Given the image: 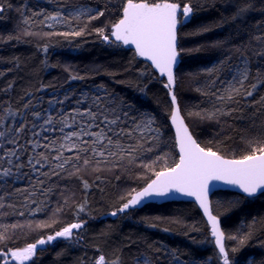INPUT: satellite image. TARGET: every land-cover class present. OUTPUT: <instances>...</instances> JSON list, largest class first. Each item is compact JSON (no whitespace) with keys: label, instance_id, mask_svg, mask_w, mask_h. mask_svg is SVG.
I'll return each instance as SVG.
<instances>
[{"label":"snow or ice","instance_id":"1","mask_svg":"<svg viewBox=\"0 0 264 264\" xmlns=\"http://www.w3.org/2000/svg\"><path fill=\"white\" fill-rule=\"evenodd\" d=\"M47 3L57 5V10H34L23 3L15 6L25 35L38 34L33 31L36 27L50 29L43 33L48 37H79L85 34L88 23L103 17L110 7L120 13L111 25L110 34H105L102 28L95 31L106 43L133 46L135 56L150 62L147 67L165 78L161 83L170 97L168 121L175 130L174 146L179 157L169 163V154L164 151L165 125L158 122L154 113L104 83L96 84L95 90L77 93L69 89L49 98L36 93L53 85L41 84L35 92L25 89L20 97L23 103L16 111L10 101H0V210H4L0 215L24 216L18 204L26 205L30 215L43 211L50 196L57 192L64 195L58 180L73 176L82 180L78 174L83 170L111 171L135 164L150 170L154 179H149L139 191L133 189L121 197L124 202L111 216H130L154 200L194 198L207 218L217 250L215 258L219 264H238L232 254L247 246L256 236L258 226L264 232V220L258 216L240 221L236 233L229 232L227 237L221 227V213L229 214L243 203L264 198V0H184L183 4L178 0H115V3L106 0L104 9L71 0H47ZM217 3L231 11L221 13L214 24L198 26L191 35L224 27L230 30L212 43L221 50L215 62L190 73L192 88L201 99L185 111L187 116L195 114L202 122L220 126L215 130L219 140L209 143L227 147L231 141L236 146L231 147L230 153L198 142L182 115L177 96V66L184 51L178 43L179 28L191 23L199 11L215 8ZM11 8L8 0H0V16ZM256 13L260 18L250 20ZM74 23L77 27H73ZM80 24L84 27H79ZM61 27L68 30H59ZM13 38L19 37L10 34L7 41ZM43 51L47 53V46ZM64 70L69 83L94 79L96 75H113L106 69L85 74L68 67ZM140 75L148 73L141 71ZM12 89L13 83H9L0 91L7 95ZM137 91L146 97L147 86ZM224 125L235 126L240 135L221 136ZM21 178L27 185L16 187L14 182ZM82 184L85 190L89 188L87 181L82 180ZM221 186L235 192L225 193L214 214L210 194L215 195L213 190ZM67 202L65 199L64 205ZM62 208L63 205H58L55 211ZM86 210L85 199L77 206V212L86 214ZM142 222L157 227L148 218ZM86 224L87 220L78 219L24 247L5 246L0 249V264H37L38 253L47 251L44 246L58 238L79 242ZM9 227L16 229L21 225L5 226L4 232H0V243L10 238L6 235ZM226 238L236 244L226 246ZM259 243L264 248V241ZM96 251L100 254L91 264H127L125 255L130 264H194L182 261L179 252L140 237H125L110 256L99 247Z\"/></svg>","mask_w":264,"mask_h":264},{"label":"trees","instance_id":"2","mask_svg":"<svg viewBox=\"0 0 264 264\" xmlns=\"http://www.w3.org/2000/svg\"><path fill=\"white\" fill-rule=\"evenodd\" d=\"M12 8L0 16V89L13 83V89L7 95L0 91V101H10L13 111L20 108L23 100L20 99L24 90L35 92V88L41 84H50L54 87L44 92L36 93L37 96L51 97L53 94H63L69 89L77 93L81 91L94 90L95 85L104 83L109 89L115 90L118 94L126 97L129 101L135 102L144 110L154 113L160 124L165 125L164 148L168 152L169 163L178 160L177 148L174 146V133L169 125L167 110L170 104V97L167 89L163 87L161 80L154 69L147 67L149 63L142 58L136 57L133 47L117 46L106 43L97 35L95 29L102 28L105 34H110L111 25L115 23L120 13L110 7L105 10V15L87 24L85 34L79 37L44 36V32L50 31L47 28H33L36 35H25L22 31L19 13L15 6L27 4L32 9L45 8L54 10L58 6L47 3V0H8ZM73 3L88 4L95 9H104L106 0H71ZM183 4L184 0H178ZM115 3V0H114ZM62 7V5H60ZM230 8H224L217 3L215 8L201 10L194 17L191 23L181 25L179 28V47L184 49L180 62L177 66L178 89L177 96L182 110L186 117V123L190 126L195 138L202 146L217 147L225 153H230L231 147L236 145L229 142L228 146L209 143L212 140H219L215 130L220 126L202 122L195 114L187 116L185 110L192 107L194 101L201 97L193 90L194 81L190 73L215 62L221 50L212 46L218 38L229 32L230 27H224L203 35H191L200 25L214 24L220 18L221 13L230 12ZM260 14L250 16V20H257ZM73 27H77L74 23ZM79 27H84L80 24ZM59 30H68L60 28ZM19 37L7 41L9 35ZM7 41V42H3ZM47 46L45 53L43 48ZM199 48L200 51H190ZM46 62V63H45ZM19 65V66H17ZM71 68L81 74L92 72L94 69H106L113 75H96L94 79L84 81L67 82L68 73L65 68ZM141 71L148 75L141 76ZM153 77H156L153 79ZM147 86L146 97L141 95L137 89ZM2 114V113H0ZM11 119V118H9ZM224 132L220 135L231 134L239 136L237 128L224 125ZM153 155V154H149ZM157 170L159 165L156 166ZM79 177L87 181L89 188L84 189L82 180L73 176L68 179L58 180L63 188L64 195L57 194L48 198L43 211L36 215H30L28 207L17 205L18 210L24 211V216L0 215V232H4L5 226L18 224L21 227L16 229L8 228L6 235L10 238L0 243V249L5 246L11 249L24 247L28 243L35 242L38 238L53 234L64 226L76 222L78 219L87 220L83 235L79 242L67 241L58 238L51 244L44 247L47 251L38 253L35 258L37 264H91L98 255L99 247L104 253L111 255L114 248L120 245L125 237L147 238L150 241L179 252L182 261H193L198 264H219L215 258L217 250L207 222L200 209L190 202H170L165 204H147L135 210L132 215L120 214L116 217L110 215L118 208L126 196L133 189L140 190L149 179H154L150 170L143 167L125 165L114 170L94 171L91 168L81 171ZM100 177L98 180L97 177ZM119 177V178H117ZM15 181L16 187H25L26 180ZM102 189V191H101ZM231 191H217L212 195V208L214 214L218 211V203L225 199V193ZM229 198L234 199V196ZM67 199V205L64 201ZM87 200L85 213H78L77 206ZM58 205H63L62 211L56 212ZM34 207V206H33ZM4 211V210H0ZM258 216L264 220V198L254 200L250 203H243L229 214L221 213L222 229L227 234H235L240 221ZM145 218L155 223L156 228L148 227L143 223ZM159 218V219H157ZM167 228L169 231H164ZM260 241H264V232L259 226L256 236L251 239L247 246L232 254L238 264H261L264 261V248L260 247ZM226 246L235 245L232 240H225ZM125 253L128 249L124 250ZM211 258V260L209 259ZM127 264V255L124 256Z\"/></svg>","mask_w":264,"mask_h":264},{"label":"water","instance_id":"3","mask_svg":"<svg viewBox=\"0 0 264 264\" xmlns=\"http://www.w3.org/2000/svg\"><path fill=\"white\" fill-rule=\"evenodd\" d=\"M128 47H133V46H128ZM146 62L150 64V62H148V61H146ZM171 129H172V131L174 133V136H175V130H174V128L171 127ZM177 152H178V149H177ZM178 155H179V153H178ZM226 190L227 191H231V192H235V189H226L224 186H221L219 189H214L213 191L214 192H217V191H226ZM212 195L213 194H210L211 204H212V200H211L212 199ZM170 202H190V203H194V204H196L198 206V204L195 202L194 198H189V197H180V198L175 199V200H154V201H150L148 204L155 203V204L161 205V204L170 203ZM198 208H199V206H198ZM200 211H201V213L203 215V212H202L201 209H200ZM203 217H204L205 221L207 222V218L204 215H203ZM221 227H222V225H221Z\"/></svg>","mask_w":264,"mask_h":264},{"label":"rangeland","instance_id":"4","mask_svg":"<svg viewBox=\"0 0 264 264\" xmlns=\"http://www.w3.org/2000/svg\"><path fill=\"white\" fill-rule=\"evenodd\" d=\"M54 10H57V8H54ZM65 10H67V9H65ZM62 28V27H61ZM114 39V38H113ZM95 90V89H94ZM56 95H61V94H56ZM22 179H20V180H18V181H21ZM37 214V213H36ZM35 214V215H36ZM194 264H198V263H196V262H194Z\"/></svg>","mask_w":264,"mask_h":264}]
</instances>
